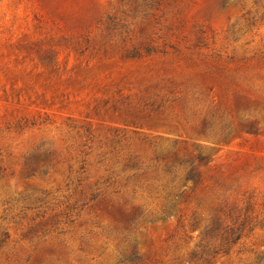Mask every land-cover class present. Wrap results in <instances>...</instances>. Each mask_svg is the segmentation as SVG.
<instances>
[{
  "label": "rangeland",
  "instance_id": "obj_1",
  "mask_svg": "<svg viewBox=\"0 0 264 264\" xmlns=\"http://www.w3.org/2000/svg\"><path fill=\"white\" fill-rule=\"evenodd\" d=\"M0 264H264V0H0Z\"/></svg>",
  "mask_w": 264,
  "mask_h": 264
}]
</instances>
